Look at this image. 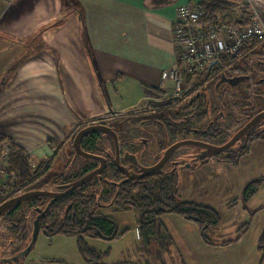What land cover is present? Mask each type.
Returning <instances> with one entry per match:
<instances>
[{"label": "crops", "instance_id": "0c3cea01", "mask_svg": "<svg viewBox=\"0 0 264 264\" xmlns=\"http://www.w3.org/2000/svg\"><path fill=\"white\" fill-rule=\"evenodd\" d=\"M199 2L74 0L70 14L62 0H0V137L36 163L85 123L156 100L178 10Z\"/></svg>", "mask_w": 264, "mask_h": 264}, {"label": "rangeland", "instance_id": "374dc122", "mask_svg": "<svg viewBox=\"0 0 264 264\" xmlns=\"http://www.w3.org/2000/svg\"><path fill=\"white\" fill-rule=\"evenodd\" d=\"M218 1L223 2L224 0ZM254 8L264 19V0H255ZM233 13L237 17L241 14V10L236 9ZM185 87L186 85H184V89ZM237 91H235V96L240 95ZM161 98L159 97V99ZM143 106L139 107L140 110ZM129 115L100 117L91 122L120 123L122 120L125 121L134 116ZM89 123H85L83 126ZM263 125L256 133L264 131ZM228 126L229 129L224 132L222 138L215 139L213 144H221L226 140L228 134L237 127L232 121H228ZM150 131L152 135H147L137 126L128 124L118 136L120 150L127 151L128 142L135 143L134 147L139 149L140 145L136 142L139 139H146L148 140V151L143 162L148 165L153 164L156 160L155 156L159 153V146L156 145L157 134L152 129ZM74 134L55 156L56 159L51 165V170L45 174L48 182L41 186V190L58 192V186L80 178L87 169L91 170L95 166L94 162L79 159L69 171L63 169L73 157L74 152L71 146ZM254 137L242 142V146L251 145L252 147L249 153L241 157L237 165H231V159L230 161L225 160L229 155L223 153L218 157L206 160L208 164L205 168H201L205 163H192L193 169L188 168L189 164L186 163L184 167L175 172V178L178 179L180 186L178 194L182 200L209 206L220 215L219 226L204 233L208 242L202 238L201 232L194 223L185 221L177 215H165L161 221L172 238L173 245L166 253L160 254L158 243L155 240L150 242L148 248L144 246L138 231L137 211L114 212L116 208L112 206L109 209H99L98 213L106 214L115 222L118 228L117 238L112 241L85 239L87 246L102 254L107 253V256L104 257L106 264L123 261L142 264H264V250L259 249L264 231V183L247 203L242 201L244 186L252 180L264 177V138L254 139ZM261 137H264V133ZM98 146L104 151H108L111 149V142L100 137ZM192 151L188 147L181 148L162 171H170L171 162L180 160L182 155L192 153ZM182 162H188L187 158H182ZM34 166L35 164L32 165V168ZM88 185L83 189V192H89L92 189V183ZM139 190L140 188L136 187L132 194L140 193ZM20 194H22L20 191L15 192L13 189L7 188V184L2 192L3 198ZM46 203V201H42L36 207L44 208ZM34 207V204L24 203L13 215L5 213L0 217L1 257L9 258L28 244L36 217L33 211ZM63 212L62 209L52 210L47 215L46 223L49 226L52 225L61 218ZM16 216L23 219L21 226H24L26 231L24 241L19 238L18 233L13 234L9 229L13 225L11 219ZM227 243L228 245H224ZM23 264H89V262L82 255L76 238L65 235L47 237L41 229L32 249L24 257Z\"/></svg>", "mask_w": 264, "mask_h": 264}, {"label": "trees", "instance_id": "16d2710c", "mask_svg": "<svg viewBox=\"0 0 264 264\" xmlns=\"http://www.w3.org/2000/svg\"><path fill=\"white\" fill-rule=\"evenodd\" d=\"M62 4L64 8L68 9L70 14L78 10L74 5V0H62ZM200 5L204 13L202 21L213 20V24L215 26H242L247 22V15L250 10L248 5H244L240 9L241 14L239 16L236 17L234 15L228 14L216 19L218 16H221L228 8L229 5L227 3L218 0H200ZM261 45L262 43L257 41L248 42L244 44L242 49L235 56L222 58L219 60L218 64L213 66L210 70L207 69L201 74L193 76L188 75L184 77V82L186 85L184 90L194 95H196V93H200V96L195 99L194 105L197 124L196 137L198 139L215 140L223 135L222 131H218L219 125H213V129L210 127L211 129L207 130V126L203 123V121L207 119L209 121L213 120L215 122V118H219L217 110L220 108L223 110L224 115L227 119H229V121H232L235 124L239 122V120L236 119V115H234L233 111L235 107L237 109L239 104V108L242 111L243 104H241V102L238 103V105L226 103V95L227 93H232L233 88H230L225 84L216 87L215 81L216 79H220L221 75H218V73L223 69L240 72L249 71L251 59L254 56L256 49ZM18 64L19 63L14 64V67L11 71H14L18 67ZM225 75L229 76L228 72H225ZM217 85H219V81ZM158 94L162 95L163 91H159ZM172 99L173 98L169 97L161 102L147 101L143 104L144 106L142 109L150 112L155 111V113H152L148 117L149 119L161 120L162 118L164 119L165 113L166 115H169L170 113L169 109H161V105H165L166 107L172 105ZM261 103L263 104V101H261ZM139 110L140 108L127 111L123 113V115L130 116L129 114ZM117 114L118 113H115L114 115ZM210 116H212L213 119ZM136 121H139L137 117H131L125 121L122 120L120 123L113 122L112 124L114 126L118 125L119 128H122L124 124L135 123ZM207 125L209 124L207 123ZM180 128L184 127L181 125ZM228 128L229 126L225 129ZM187 133L188 132H186V134ZM263 133L264 131L254 135V139H263L264 137H261ZM248 134L241 139V144L244 140L248 139ZM100 137V133H93L86 136V138L81 142L82 150L89 154L103 156L102 153H104V150L98 146ZM176 138L177 136L173 134V136L170 137V140H176ZM0 139L1 141L11 144L10 140H6L2 137H0ZM250 147L251 145H241L236 152L228 153L229 157H226L225 160L230 161L231 159L230 164L237 165L241 157L248 153ZM13 148L15 153L9 155L8 167L6 169L7 188L13 189L15 192L20 191L21 193L30 191H43L41 190V186L47 184L48 182V178L45 176V174L51 170V165L55 161V153L53 157L49 159L40 160L34 163L29 158H27L22 151L16 149L15 147ZM73 157L69 163L71 165ZM79 159L95 162L94 160L80 157L77 158L76 161ZM199 162L204 164L206 163V160L197 161V163ZM33 164H35L34 168H32ZM190 168L193 169L194 167L190 165ZM89 171L91 170L87 169L85 174ZM175 175V173H156L153 177L146 180L129 182L125 185H122L120 188H117L114 183L119 182L122 177L115 169L114 165L111 164L106 167L99 177H95L92 181L80 187L78 190L55 202L45 214V216L40 219L39 230L42 229L47 237L65 235L76 238L77 242L79 243L80 251L89 264H106L104 262V257L105 255L107 256V253L102 254L93 248H89L85 239L112 241L117 238L118 228L115 222H113V220L106 214L98 213L99 209H109L110 207L112 208V206L116 208L114 212H124L129 210L137 211L138 231L144 246L148 248L150 246V242L155 240L158 243L160 254L166 253L173 245L172 238L168 234L161 221V218L165 215H177L185 221L194 223L201 232L202 238L207 241L204 233L211 228L219 226L221 221L220 215L215 209L209 206L182 200L178 194L180 186L178 179L175 178ZM175 179H177V181H175ZM91 183L92 189L89 192H83V189L89 186L88 184ZM263 183L264 177L252 180L247 183L244 186L242 192L243 203H247L256 194L258 188ZM136 187L140 188V193L132 194ZM13 197L15 196H9L6 198H3V195L0 196V204ZM50 199V197H37L24 203L34 204L35 207L33 208V211L37 216V210H44ZM42 201L47 202L45 207H36V205L38 203L40 204ZM24 203L13 207L6 213L13 215L15 212L19 211L22 204ZM81 207H83V209H81ZM54 209H62L64 212L61 218L49 226L45 220L48 213ZM20 218L21 217L16 216L11 219L13 225L9 229L13 234L18 233L19 238L24 241L26 237V231L24 230V226H21L23 225V219ZM28 244L22 250L9 258L1 257L2 250H0V264H23L24 257L19 258L18 255L28 246ZM224 245H228V243ZM259 249L264 250V231L261 236ZM114 264L142 263L123 261Z\"/></svg>", "mask_w": 264, "mask_h": 264}, {"label": "flooded vegetation", "instance_id": "af4514ba", "mask_svg": "<svg viewBox=\"0 0 264 264\" xmlns=\"http://www.w3.org/2000/svg\"><path fill=\"white\" fill-rule=\"evenodd\" d=\"M249 67H250L249 71H247V72H240V71H233V70L229 71L228 69L227 70L223 69L222 71H220L218 73V75L220 74L221 76H220V79H216V81H215L216 87L225 84V85L229 86L230 88H233V92H232L233 94L227 93V95H226V103L238 105V103L241 102V104H243V110L242 111L240 110V108H239L240 104L237 107V109H236V107L234 108L235 112L233 111V113H234V115H236L235 116L236 119L239 120V122L236 123L238 128L236 127L237 129L235 128L236 130L234 129L235 130V131L233 130L234 132L232 131V133L228 134V137L226 138V140H224L221 144L216 145V146L224 145L225 143L230 141V139L241 128H243L247 123H249L254 117H256L257 115H259L261 113H264V43H262V45L256 49L255 54L251 59ZM225 72H228L229 76H226ZM222 76H224L225 78H228V79L235 78V77H245V79L242 82H240L238 85L231 86L228 83H225V82L221 83L220 82ZM218 81H219V85H217ZM236 90H238L237 92H239V94H240L239 96L238 95L235 96ZM199 96H200V93L199 94L196 93V95H194V94L188 93L186 90H184L178 97H171V98H173L172 99V101H173L172 105H169L167 107L165 105H161V109H164V110L169 109V112H170L169 115H166V113H165L164 119L162 118L161 120H152V119L148 118L152 113H155V111L150 112V111H147L145 109H141L139 111L132 113V115L137 117L139 121H136L135 123H129L130 126H137L140 130L144 131V133H146L147 135H152V133L150 131V129H152V130H154V132L158 136V138L156 140V145L159 146V153L155 156L156 160L151 165L145 164V162H143V158L145 157V154L148 151V149H147L148 140H146V139H139V141L136 142V144L140 145L139 149L134 147L135 143H132V142L129 143L128 142V144H127L128 150L123 151V152L120 150L121 147H120V142H119L118 136H119V133L123 132L126 129V126L128 125V123H127V125L124 124L122 128H119L118 125L114 126L112 124L113 122L109 123V124L90 122L88 125L83 126L81 129L88 127V126H91V125H103V126L109 127L116 134V137H117L118 151H119L118 152L119 153V156H118L119 165L121 167L125 168L130 175H140V167L147 168V167H152V166L156 165L162 159L164 151L177 142H180V141H199V142L215 145V143L213 144L214 140H201V139H198L196 137L197 124H196V117H195L196 113H195V109H194L195 106L194 105H195V99ZM159 97H162V96L160 95ZM159 97L153 101L161 102L164 99L169 98V97H166V98L162 97L161 99H159ZM261 101H263V104L261 103ZM217 113H218L219 118L214 117L215 122L213 120L209 121L207 119V120L203 121V123H204V125L207 126V128H206L207 130L211 129L213 125H216V126L219 125L218 131H222L224 134V132L229 129V128L225 129L226 127H228L229 119L226 118V116L224 115L223 110H221V108L219 110H217ZM210 117L213 119L212 116H210ZM164 120H166V121H164ZM207 123L209 125H207ZM263 123H264V118H262L258 123H256L244 136H246L249 133L250 135L248 134L247 137L250 138V137L258 134L256 132L258 129H260V127ZM225 124H226V126H224ZM181 125L184 128H180ZM81 129H79V130H81ZM79 130H77L75 132L74 136L76 135V133ZM205 130H203V131H205ZM186 132H188V133L186 134ZM181 133H183V134H181ZM100 134H101L102 138L107 139L111 142V149H109L108 151H104V153H102L103 156H99V157H103L106 159V167L113 164L115 169L120 173V176L122 177V179L119 182L114 183L115 185H117L121 181L126 179V175L123 171H120L116 166V163H115L116 162V149H115L112 137L106 133H100ZM173 134L177 136L176 140H170V137H172ZM222 136L220 138H222ZM220 138H217V139H220ZM242 138H240L231 148H237V150H238V148L241 146L240 141ZM71 147H72V150L74 152L73 146H71ZM183 147H188L189 149H192L193 150L192 153H186V154L182 155L180 160L178 159V160L171 162V170L170 171H165V172L162 171V169L166 166V164L169 163V161L171 160L173 155ZM183 147L176 150L171 155V157L166 161L164 166L156 173H164V174L175 173L177 169L184 167L186 163L189 164L188 168H190V165L192 163L209 159V158H206L203 160H197L196 159V157L201 153L202 148H198L195 146H183ZM231 148H229L228 150H226L223 153L228 154V153L232 152L230 150ZM223 153H221V154H223ZM126 154L134 156L135 163L132 160H130L129 158L126 159L125 158ZM221 154L215 155L213 157H218ZM213 157H210V158H213ZM182 158H187L188 162H182ZM75 162H72V165L69 164L70 162L66 163L65 164L66 166L63 169H66V171H69V169L74 166ZM94 163H95V166L91 169V171H94L95 169H97L99 167L98 161H95ZM67 164H69V165H67ZM106 167H105V169H106ZM91 171H89L88 173H90ZM88 173H86V174H88ZM86 174H84V175H86ZM154 175L144 177L140 180H132L129 182L143 181V180H146L148 178L153 177ZM83 176H81V177H83ZM96 177H99V176H96ZM77 179H79V178H77ZM77 179H75V180H77ZM75 180H73V181H75ZM73 181H70L66 184H69ZM129 182H127V183H129ZM127 183H125V184H127ZM66 184L58 186L57 191L58 192L63 191L61 189V186H64ZM125 184H123V185H125Z\"/></svg>", "mask_w": 264, "mask_h": 264}, {"label": "built area", "instance_id": "2783aa9c", "mask_svg": "<svg viewBox=\"0 0 264 264\" xmlns=\"http://www.w3.org/2000/svg\"><path fill=\"white\" fill-rule=\"evenodd\" d=\"M229 5L219 19L234 10L248 5L247 22L242 26H215L213 20L202 21L203 9L196 5L182 6L172 25L175 49L173 64L161 75L162 97H178L184 91V77L205 72L211 62L235 56L244 44L257 41L264 43V19L254 8L255 0H224ZM258 1V0H256ZM15 153L11 144L0 139V196L7 184L9 155Z\"/></svg>", "mask_w": 264, "mask_h": 264}, {"label": "water", "instance_id": "95a60500", "mask_svg": "<svg viewBox=\"0 0 264 264\" xmlns=\"http://www.w3.org/2000/svg\"><path fill=\"white\" fill-rule=\"evenodd\" d=\"M218 62L214 61L211 62L210 65L208 66V70H210L213 66L217 65ZM245 79V77H235V78H225L224 76L221 77L220 82H225L228 83L231 86H236L240 82H242ZM262 118H264V113H261L254 117L249 123H247L243 128H241L227 143L221 146H216V145H211L208 143H203L199 141H180L172 146H170L168 149H166L163 153L162 159L154 166L152 167H140V175H130L127 170L119 165L118 162V156H119V151H118V141L116 134L107 126L103 125H91L88 127H85L81 130H79L76 135L73 138L72 146L74 149V157L73 161L75 162L77 158H84V159H89V160H94L99 162V167L95 169L94 171H91L90 173L84 175L83 177L66 184L64 186H61V189L63 191L59 192H49V191H30V192H25L20 195H17L2 204H0V217L5 214L8 210L12 209L13 207L24 203L30 199L37 198V197H50V201L45 207L44 210H37L38 215L36 216L35 220L33 221V231L31 234V239L28 244V246L19 253L18 257L23 258L26 256V254L32 249L38 232H39V222L42 217L45 216V214L48 212V210L53 206L55 202L58 200L68 196L78 188L84 186L85 184L89 183L92 181L96 176H99L105 169L106 167V159L103 157H99L93 154L86 153L82 150L81 148V142L82 140L93 133H106L109 134L114 142V146L116 149V166L120 171H123L126 175V179L121 181L119 184H117V188H120L123 184L132 181V180H140L144 177L147 176H152L156 172H158L166 163V161L171 157V155L178 150L179 148L183 146H195L198 148H202L201 153L196 157L197 160H203L206 158L213 157L215 155L221 154L231 148L240 138H242L256 123H258ZM232 152L237 151V148H231L230 149ZM125 158H129L135 163V158L132 155H125Z\"/></svg>", "mask_w": 264, "mask_h": 264}]
</instances>
